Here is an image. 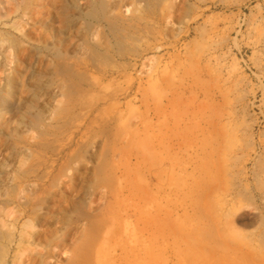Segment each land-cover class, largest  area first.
Masks as SVG:
<instances>
[{
	"label": "rangeland",
	"instance_id": "obj_1",
	"mask_svg": "<svg viewBox=\"0 0 264 264\" xmlns=\"http://www.w3.org/2000/svg\"><path fill=\"white\" fill-rule=\"evenodd\" d=\"M19 1L0 0V16ZM93 1L29 8L37 52L23 45L5 71L26 73L2 107L0 211H12L9 192L70 187L57 213L74 221L80 201L104 221L86 235L70 231L59 258L119 264L116 255L132 249L135 264H264V0H158L144 20L136 0H105L136 18V41H124L136 70L125 73L129 54L93 29L106 57L74 66L81 79L68 88L49 49L87 58L73 3L86 11Z\"/></svg>",
	"mask_w": 264,
	"mask_h": 264
},
{
	"label": "bare ground",
	"instance_id": "obj_2",
	"mask_svg": "<svg viewBox=\"0 0 264 264\" xmlns=\"http://www.w3.org/2000/svg\"><path fill=\"white\" fill-rule=\"evenodd\" d=\"M136 1L139 3L137 10L139 15L136 18L144 20L139 17L145 12H150L158 0ZM33 3L34 0H20L13 13H2L0 16L1 41L7 42V48L11 53H8L7 48L2 49L0 47V77H3L1 81H4L3 85H0V119H3L2 112L4 109L2 107L5 106V101L12 94H16L17 90L22 89V78L26 73H19L12 69L5 73L6 67L8 64H13V68H15L20 60L19 54L24 50L23 45L26 46L24 51H29L28 54L34 49V46L30 43V35L27 29L29 24H25V21H29L31 12L29 8ZM85 4L88 9L90 7L89 3L85 2ZM73 8L76 11L73 17L83 21L81 26L84 35L81 44L85 46L87 58L82 62L75 63L70 53L65 49L61 50L59 47L49 49L53 50L51 61L55 66L54 73L58 78L64 79L68 88L73 87V80L79 81L81 79V74L74 71V66H77L78 71L81 67L88 70L94 68L99 59H105L106 57L105 48L101 50L102 45L92 42L91 33L93 29L96 30L97 35L103 38L104 42L107 41V45L111 44L114 47L116 54L120 57L129 54L124 41H136L134 27L130 24L136 18L124 17L120 12L121 6L113 8L105 0H94L89 10L83 11L82 8L76 6L75 2ZM70 23H62V26L65 29L72 28ZM58 35H60V32H58ZM61 42L62 40L59 41V44ZM158 48V44H154L149 46L147 51H155ZM36 52L37 49L32 51V53ZM129 57L130 59L123 67L125 73L135 71L137 66L136 58L138 56L130 53ZM107 59H110V57ZM105 74L106 72L101 77ZM130 80L133 81V78L130 77ZM33 125L36 127L41 125L37 116ZM73 169L76 172L80 171V164L76 163ZM69 183L72 184L71 186L74 184L72 179ZM69 189L70 187L67 190L62 189V192H40L41 196H36L35 193L25 192L24 190L8 193L5 204L12 207V211H0V264H83L84 260L80 254L79 257L74 259H69L66 256L65 259L58 257L63 252L68 233L75 231L79 226L84 227L81 230L83 235L94 230L99 231V227L104 220L100 214L93 213L94 211L90 208H83L80 201L74 203L76 209L74 221H70L71 219L68 217H61L60 213H57L56 207L68 197ZM97 210L99 211V209ZM121 217L111 215V220L116 222ZM62 219L66 222H63ZM59 222L67 225L64 231L60 229ZM72 225L75 227L71 229ZM116 232H118L117 228ZM117 261H121L119 264H135L133 250L130 249L125 255L121 253L116 255L115 262Z\"/></svg>",
	"mask_w": 264,
	"mask_h": 264
}]
</instances>
